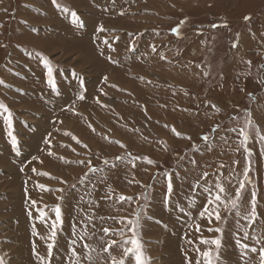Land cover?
I'll return each instance as SVG.
<instances>
[{
    "label": "rangeland",
    "instance_id": "obj_1",
    "mask_svg": "<svg viewBox=\"0 0 264 264\" xmlns=\"http://www.w3.org/2000/svg\"><path fill=\"white\" fill-rule=\"evenodd\" d=\"M0 105L3 264H260L264 0H0Z\"/></svg>",
    "mask_w": 264,
    "mask_h": 264
},
{
    "label": "snow or ice",
    "instance_id": "obj_2",
    "mask_svg": "<svg viewBox=\"0 0 264 264\" xmlns=\"http://www.w3.org/2000/svg\"><path fill=\"white\" fill-rule=\"evenodd\" d=\"M53 3L55 4L56 0H53ZM73 15L75 16V13H73ZM245 19H250V17H245ZM214 27H215V25H214ZM100 31H105V29H103V27H101ZM174 31H178V29H174ZM105 43H107V41H105ZM233 46L235 47L236 45L234 44ZM249 63H251V62H249ZM48 74H49V77H51L52 69L50 67L48 68ZM104 79L107 80V77H105ZM79 98L80 99H84L83 96H80ZM97 102H99L98 98H97ZM0 107H4V106L0 105ZM5 110H7V109H5ZM173 131H175V129H173ZM202 139L206 140L207 137H203ZM261 139H264V137H261ZM246 140H247V136L245 135V141ZM77 142H79V141H77ZM122 147H123V145H122ZM81 163H83V161H81ZM148 163H152V161L148 160ZM133 166H135V165H133ZM91 170L95 171V169H91ZM206 175L207 174L205 173V176ZM39 187H41V188H43L45 190H49V191L51 190V189H47L46 186H44V185H39ZM215 187L219 191L215 195H211L212 190L211 189L207 190L209 192L211 198L207 200L206 206L204 207L203 211H201V213H200L201 217H203L205 214H207V216L209 218V223H211L213 216H214L215 220H217V221L221 220V215H220L219 211H209V209L207 207V204H213V203H216V202H222L221 193L225 192V188L222 185H220V184H216ZM243 188H244V183L241 182L240 183V190H243ZM169 189H171V185H169ZM125 199H131V198L130 197H124V196L120 197L121 201H123ZM239 199H240V191H237L236 198L231 201L233 208L238 206V200ZM33 203L35 204V201H33ZM250 203H251V209L243 217V219H246V220L249 221V226H251V225H253L255 223V221L257 219V216H258L257 211H256V193L255 192L252 193V200H251ZM38 211L40 212V216L41 217H43L45 215V213L42 210H38ZM124 219L125 218H122V220H124ZM60 221H61V210L57 206L55 208V221L52 224V232H51V236H52L53 239L56 236V231H55L56 222H60ZM127 223L132 225L130 230L133 231V237H135V227H136L138 221L137 222L128 221ZM209 230H212V229H209ZM215 230L217 232L220 231V229H218V228L215 229ZM103 231L105 232V234H107L110 231V229L105 228ZM197 231H199V226H197ZM245 237H247V233H245ZM237 242L239 243V241H237ZM73 243H75V241H73ZM126 243H130L132 246L131 247H127V248L124 249V253H123L124 259H121L120 261H116L113 258V264H125V261H126L127 258L134 259V264H149V260L144 257L143 246L137 239L132 238L130 241H126ZM201 243L202 244H209L210 243V244L215 245V248L217 249L216 258L217 259L219 258L218 249L221 246V241L219 239H213L211 241L201 240ZM116 244H117V241H115V240L112 241V244H110L107 247H105L104 251L105 252L109 251V249L112 248ZM53 247H54L53 244H49L48 245L49 255L51 254V249ZM84 247H88V245H84ZM33 250L35 252V248ZM196 251L199 252L200 249H196ZM72 252H73V255H76V250L75 249H73ZM36 255L38 256L39 254L36 253ZM201 255L204 258L205 264H214L213 252H212L211 249L203 251L201 253ZM88 259L90 261L91 257H88ZM0 264H3V260L2 259H0ZM74 264H80V262L79 261H75ZM197 264H199V261H197ZM260 264H264V249L260 250Z\"/></svg>",
    "mask_w": 264,
    "mask_h": 264
},
{
    "label": "crops",
    "instance_id": "obj_3",
    "mask_svg": "<svg viewBox=\"0 0 264 264\" xmlns=\"http://www.w3.org/2000/svg\"><path fill=\"white\" fill-rule=\"evenodd\" d=\"M255 102H256V100H255ZM258 115V114H257ZM256 118H259V117H256ZM260 120H259V122H261L263 125H264V116H262V117H260L259 118ZM258 120V119H257ZM259 124V123H258ZM231 158V157H230ZM242 171L245 173V172H248V170H247V167L245 168V170L244 169H242ZM220 176H222L223 178L226 176L225 175V172H224V174L223 175H220ZM221 183H223V182H221ZM262 183V182H261ZM262 185V184H261Z\"/></svg>",
    "mask_w": 264,
    "mask_h": 264
},
{
    "label": "bare ground",
    "instance_id": "obj_4",
    "mask_svg": "<svg viewBox=\"0 0 264 264\" xmlns=\"http://www.w3.org/2000/svg\"><path fill=\"white\" fill-rule=\"evenodd\" d=\"M99 26V25H98ZM97 29V28H96ZM96 29L94 30V31H96ZM92 35H94V34H92ZM97 35V34H96ZM92 37H94V36H92ZM88 38V37H87ZM89 39V38H88ZM90 39H92V38H90ZM92 41V40H91ZM79 44V43H78ZM92 44V43H91ZM99 47V46H98ZM28 84V83H27ZM30 86V85H29ZM27 163H28V160H27ZM27 171V170H26ZM38 234H40V233H38ZM44 239V238H43ZM38 246V245H37ZM246 248V247H245Z\"/></svg>",
    "mask_w": 264,
    "mask_h": 264
}]
</instances>
